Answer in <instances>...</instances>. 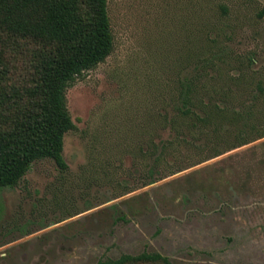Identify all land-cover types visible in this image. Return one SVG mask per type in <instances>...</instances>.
<instances>
[{
    "label": "rangeland",
    "instance_id": "rangeland-1",
    "mask_svg": "<svg viewBox=\"0 0 264 264\" xmlns=\"http://www.w3.org/2000/svg\"><path fill=\"white\" fill-rule=\"evenodd\" d=\"M263 9L264 0H108L113 51L66 92L76 128L64 136L67 171L38 161L0 190V264L144 252L172 264H264V138L192 167L144 157L174 139L167 120L178 81L195 70V42L221 58L205 84L238 99L264 90ZM258 99L264 117V92Z\"/></svg>",
    "mask_w": 264,
    "mask_h": 264
},
{
    "label": "trees",
    "instance_id": "trees-1",
    "mask_svg": "<svg viewBox=\"0 0 264 264\" xmlns=\"http://www.w3.org/2000/svg\"><path fill=\"white\" fill-rule=\"evenodd\" d=\"M202 43L193 44L194 72L177 83L176 113L167 120L174 139L144 150L154 162L184 157L192 167L264 138V117L255 112L261 83L259 95L245 99L205 84L206 69L219 72L221 58ZM113 47L108 0H0V190L16 187L38 161L67 171L64 136L76 128L66 92ZM96 264L172 263L144 252Z\"/></svg>",
    "mask_w": 264,
    "mask_h": 264
}]
</instances>
